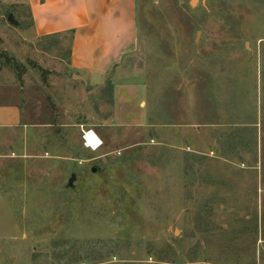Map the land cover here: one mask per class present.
Wrapping results in <instances>:
<instances>
[{"label":"rangeland","instance_id":"rangeland-1","mask_svg":"<svg viewBox=\"0 0 264 264\" xmlns=\"http://www.w3.org/2000/svg\"><path fill=\"white\" fill-rule=\"evenodd\" d=\"M23 1L0 0L22 125L1 139L0 264H264V0H134L143 78L114 95L70 78V35L32 43Z\"/></svg>","mask_w":264,"mask_h":264},{"label":"crops","instance_id":"crops-1","mask_svg":"<svg viewBox=\"0 0 264 264\" xmlns=\"http://www.w3.org/2000/svg\"><path fill=\"white\" fill-rule=\"evenodd\" d=\"M32 43L70 35L66 67L86 93H129L141 84L145 55L138 47L134 0H24ZM114 88L118 90L113 91ZM120 89V90H119ZM18 106L0 104L2 136L21 125ZM1 157V154H0Z\"/></svg>","mask_w":264,"mask_h":264},{"label":"built area","instance_id":"built-area-1","mask_svg":"<svg viewBox=\"0 0 264 264\" xmlns=\"http://www.w3.org/2000/svg\"><path fill=\"white\" fill-rule=\"evenodd\" d=\"M80 129L81 141L85 149L96 151L102 146L101 140L92 130H84L83 128Z\"/></svg>","mask_w":264,"mask_h":264},{"label":"water","instance_id":"water-1","mask_svg":"<svg viewBox=\"0 0 264 264\" xmlns=\"http://www.w3.org/2000/svg\"><path fill=\"white\" fill-rule=\"evenodd\" d=\"M196 1H197V0H193V1L191 2V5H194V4L196 3ZM8 21H9L10 23H12V24H16V22L12 20L11 16L8 17ZM92 171H94V170H92ZM72 179H74V175L71 176V179H70L69 182H68L69 184L71 183Z\"/></svg>","mask_w":264,"mask_h":264},{"label":"bare ground","instance_id":"bare-ground-1","mask_svg":"<svg viewBox=\"0 0 264 264\" xmlns=\"http://www.w3.org/2000/svg\"><path fill=\"white\" fill-rule=\"evenodd\" d=\"M93 138V137H92Z\"/></svg>","mask_w":264,"mask_h":264}]
</instances>
